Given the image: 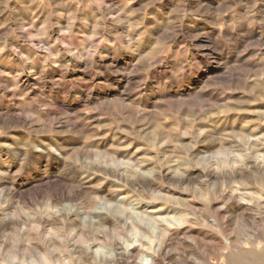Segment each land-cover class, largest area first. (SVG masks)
I'll return each instance as SVG.
<instances>
[{
  "label": "rangeland",
  "instance_id": "1",
  "mask_svg": "<svg viewBox=\"0 0 264 264\" xmlns=\"http://www.w3.org/2000/svg\"><path fill=\"white\" fill-rule=\"evenodd\" d=\"M0 264H264V0H0Z\"/></svg>",
  "mask_w": 264,
  "mask_h": 264
},
{
  "label": "clouds",
  "instance_id": "2",
  "mask_svg": "<svg viewBox=\"0 0 264 264\" xmlns=\"http://www.w3.org/2000/svg\"><path fill=\"white\" fill-rule=\"evenodd\" d=\"M169 80L170 78L167 75H164L161 79V81L157 84L154 85L155 88L159 89L161 87H165L169 84ZM112 86V85H109ZM128 89V85H125V90ZM137 91L139 90V88L136 89ZM69 132H71V129L68 130Z\"/></svg>",
  "mask_w": 264,
  "mask_h": 264
}]
</instances>
